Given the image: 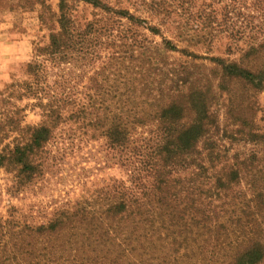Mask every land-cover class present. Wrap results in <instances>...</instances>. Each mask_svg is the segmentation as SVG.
I'll return each mask as SVG.
<instances>
[{
    "label": "trees",
    "instance_id": "trees-1",
    "mask_svg": "<svg viewBox=\"0 0 264 264\" xmlns=\"http://www.w3.org/2000/svg\"><path fill=\"white\" fill-rule=\"evenodd\" d=\"M80 3L103 17L82 23ZM143 7L161 19L160 25L137 14ZM173 13L172 0H59L58 28L38 48L42 60L28 64L32 81L17 91L18 97L37 101L46 122L23 126L15 115L0 114V168L13 167L17 192L49 170L47 147L61 120L80 122L89 133L101 131L110 158L126 173L108 183L103 199L98 191L94 203L66 205L47 222L26 226L37 234L72 236L67 248L45 252V264H264V182H245L241 167L249 159L237 166L221 151L223 125L215 108L232 85L264 90V56H259L264 41L251 42L244 55L263 59L254 69L201 55L164 35L161 25L171 22ZM141 30L160 36L161 44L150 46ZM184 32L178 34L182 41L200 43ZM100 49L109 51L111 75L124 80V92L109 86V102L87 99L86 91H79L81 99H72L70 92L51 94L42 75L45 63L79 59L86 66ZM170 53L190 61L164 69ZM196 67H203L202 73L195 74ZM165 70L168 76L158 81ZM250 137L264 140V133L250 132Z\"/></svg>",
    "mask_w": 264,
    "mask_h": 264
},
{
    "label": "rangeland",
    "instance_id": "rangeland-1",
    "mask_svg": "<svg viewBox=\"0 0 264 264\" xmlns=\"http://www.w3.org/2000/svg\"><path fill=\"white\" fill-rule=\"evenodd\" d=\"M172 2L176 13L169 20L171 22L161 25V29L180 48L188 47L206 56H221L253 69L263 62L262 54L258 61L254 60V55H244L251 42L264 41V0ZM58 4L59 0H0V114L15 115L23 126H39L46 122L43 111L35 106L37 101L18 97L17 91L32 81L28 64L42 60V57L37 59V50L49 43L51 32L58 28L55 15ZM131 9L135 12L134 8ZM148 10L143 7L137 14L160 25L161 19L151 15ZM199 13L200 18L197 16ZM77 14L82 23L103 17L99 10L83 3L78 5ZM183 29L184 35L198 37L195 41L200 40V43L191 46L182 41L178 34ZM139 35L152 47L162 42L160 36L146 30H141ZM93 56L94 61L86 66L79 59L67 63L59 60L45 63L42 75L52 87L51 94L59 92L58 97H64L65 92H70L72 99H81L80 96L84 94L79 95V91H86L90 94L87 99L99 98L109 102L111 96L105 93L109 86H118L124 92V80L111 75L109 51L100 49ZM169 56L164 69L180 67L190 61L180 53H170ZM197 63L208 65L209 61L198 60ZM192 71L202 73L203 67H196ZM165 76H168L167 70L160 72L158 81L164 82ZM219 100L215 108L223 125L222 137L218 140L221 151L226 153L224 155L233 156L237 166H244L241 160L245 157L249 159L247 166L241 167L243 180L262 184L264 140L248 139L252 138L250 132L264 133V90L255 91L236 84L232 85L231 93L220 94ZM229 104H233V108L227 115L226 107ZM71 108L65 107L66 115ZM81 124L72 119L58 122L55 138L47 147L46 157L50 168L26 190L17 192L13 187L12 166L0 168V264H45V252L59 246L67 248L72 236L68 232L37 234L26 226L47 222L66 205L72 207L86 200L94 203L99 196L98 191H101L103 199L108 183L113 179L126 178L124 169L110 158L101 131L92 129L89 133Z\"/></svg>",
    "mask_w": 264,
    "mask_h": 264
}]
</instances>
